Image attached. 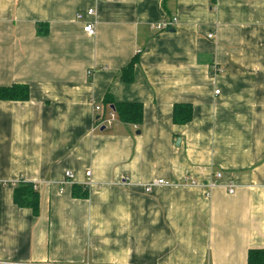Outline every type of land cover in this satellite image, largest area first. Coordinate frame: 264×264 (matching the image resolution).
Segmentation results:
<instances>
[{
  "label": "crops",
  "instance_id": "0c3cea01",
  "mask_svg": "<svg viewBox=\"0 0 264 264\" xmlns=\"http://www.w3.org/2000/svg\"><path fill=\"white\" fill-rule=\"evenodd\" d=\"M14 85L30 100H0V264H248L264 249V0H0V88ZM19 182L40 187L38 215L16 205Z\"/></svg>",
  "mask_w": 264,
  "mask_h": 264
},
{
  "label": "trees",
  "instance_id": "16d2710c",
  "mask_svg": "<svg viewBox=\"0 0 264 264\" xmlns=\"http://www.w3.org/2000/svg\"><path fill=\"white\" fill-rule=\"evenodd\" d=\"M134 60L128 68L124 70L123 79L133 80ZM0 100L22 102L30 100V88L26 85H14L12 87L0 88ZM107 105H113L122 121L140 123L143 115V107L139 104L117 103L112 98L106 99ZM193 109L191 106H175L174 121L178 124H186L192 120ZM14 201L22 208H30L34 215H38L40 206L39 192L34 189V185L25 182L15 184ZM86 195V193H85ZM248 264H264V249L250 250L248 254Z\"/></svg>",
  "mask_w": 264,
  "mask_h": 264
},
{
  "label": "built area",
  "instance_id": "2783aa9c",
  "mask_svg": "<svg viewBox=\"0 0 264 264\" xmlns=\"http://www.w3.org/2000/svg\"><path fill=\"white\" fill-rule=\"evenodd\" d=\"M94 15H95V10L94 9H89V10H87L85 12H79L77 14V20L79 22L84 23V25H85L84 26V31L90 36H94L96 34V28H95L94 23L89 22L86 19H87V17H93ZM176 23H177V19H173L172 21L162 22V23L158 24V26H156V27H157L158 30L164 31V30H168V29L174 27L176 25ZM209 37L212 38L213 36L210 35ZM216 71L220 72L221 70H216ZM219 92L220 91H217L216 94H219ZM96 111H98V112L102 111V107L101 106H96ZM116 118L117 117L115 115V112L111 111L110 114H109V118L106 119V120H103L102 122L105 125V127L111 128L113 126V123H114ZM66 174H67L66 175V178H67L66 182L70 183V182H72L75 179V175L72 172H67ZM86 176L89 178L91 176V172H87ZM221 177H222V174H217L215 176V178H214L215 180H213L212 183L210 184V188L218 186L219 185L218 179H220ZM6 185H8V184H6ZM13 185H15V184H13ZM33 185H34V189L36 191H38V188H40V187H38V184H33ZM160 185H169V183L165 182L163 180H159V181L154 182L153 184L145 186V191L147 193H150L154 186H160ZM236 188H237L236 185H229L228 186L229 193L230 194L235 193ZM207 196H209V193L207 194Z\"/></svg>",
  "mask_w": 264,
  "mask_h": 264
}]
</instances>
